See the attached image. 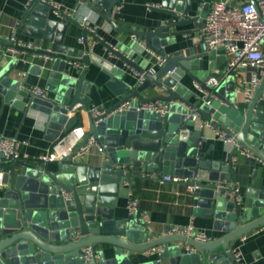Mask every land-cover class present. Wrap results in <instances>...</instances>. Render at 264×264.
<instances>
[{"label": "water", "instance_id": "95a60500", "mask_svg": "<svg viewBox=\"0 0 264 264\" xmlns=\"http://www.w3.org/2000/svg\"><path fill=\"white\" fill-rule=\"evenodd\" d=\"M121 1L80 0L70 15L61 19L54 15L50 0L31 1L20 35L40 41L44 47L39 52L52 57L47 66L38 59L30 67V73L46 77L51 92L48 97L31 91L29 74H10L18 61L6 53L13 42L0 36L2 106L45 114L48 140L56 141L82 123V111L75 110L77 104L86 111L91 108L94 82L86 76L92 65L108 76L106 86L118 98L106 108L108 116L100 122L88 114V135L98 144L97 161L68 156L55 165L24 158L0 162V167L4 162L9 164L0 186V264H164L166 258L168 264H236L232 243L264 226V166L261 181L248 188L241 203L218 192L214 182L234 180L236 166L229 159L208 156L213 145L203 150L208 141L206 129H197L193 117L194 110L198 111L204 122L235 136L240 151L252 152L256 164L253 177L257 179L264 161V74L254 97L246 102L239 100L242 90L234 74L218 86L209 82L216 76L214 69L226 60L224 49L196 53L184 46L167 52V46L176 43L178 36L202 29L213 0H162L157 9L162 18L149 28L116 19L114 7ZM82 3L89 4L102 17L97 33L108 21L119 32L143 38L145 45L165 61L151 72L121 54L127 64L145 73L144 81L138 82L126 68L107 60L104 66V57L93 51L88 36L103 44L104 41L87 28L83 27V47L68 45L66 37L72 26L80 25L76 15ZM189 24L194 27L174 29ZM207 55L218 62L211 61L206 67ZM75 62L84 67L77 68ZM186 75L202 92L182 82ZM158 100L174 101L167 115L137 107ZM127 102L131 108L115 111ZM72 111L75 112L70 116ZM147 173L176 175L199 184L191 193L194 214L214 218L216 227L226 234L201 242L170 234L168 227L164 235L157 236L139 214L116 216L119 198L134 192L132 179ZM101 244L106 247L100 248ZM160 244L166 245L165 251L145 259L143 253ZM187 244L197 250L191 251ZM88 245L101 254L99 262L86 261L83 248Z\"/></svg>", "mask_w": 264, "mask_h": 264}, {"label": "crops", "instance_id": "0c3cea01", "mask_svg": "<svg viewBox=\"0 0 264 264\" xmlns=\"http://www.w3.org/2000/svg\"><path fill=\"white\" fill-rule=\"evenodd\" d=\"M54 1L63 4L64 8L67 10H71L78 2H80L79 0ZM214 1L215 0H213L212 3ZM231 1H235L236 4H240L248 0H228L229 3ZM29 2L30 0H0V36L2 38H7L15 27L22 24V19L29 6ZM161 2L162 0H122L121 3L123 6L121 11L115 12L114 15L116 19L125 22L144 24L149 28V26L152 24L155 25L158 23L159 19L162 18V14L157 11ZM100 9L104 11L106 8L101 5ZM54 15L57 18H63L57 14ZM77 16H88L89 20L87 24L95 27L96 29L102 20L100 14L94 11L87 3H82ZM121 25L131 28V26L127 23H122ZM193 27V24H189L186 26H178L174 29L180 30ZM83 29L84 28L81 25H73L70 35L66 37V43L68 45L83 47L84 42L80 41V38L85 36ZM92 33L97 34L104 41L103 44L102 42L96 40V38L92 35L89 34L88 36L93 51L104 57V66L108 65L106 60L115 63L119 67L126 68L129 71V75L137 79V76L135 77L134 75V71L121 57L122 54L136 62V64L140 67L146 69L151 67L152 62L154 61L153 50L149 49L147 46H142L133 38V34L115 30V28L108 21L104 22L103 27L98 33L96 31ZM199 36L200 30L194 31L191 34L178 36L176 43L167 46V52L173 53L184 46H188L191 52L202 53L203 51L199 43H196L199 40ZM23 37L29 38L24 34ZM139 38L144 40L141 37ZM109 46L113 47V49H110ZM218 56H221V54ZM205 59L206 67L209 66L211 61H213L214 64L218 62L217 58L211 60L208 55L205 56ZM8 60L9 58L5 59V62H3L2 65L6 64ZM36 61L38 62V60L33 57L21 60L15 67H13L10 74H14L19 77H24L29 74L32 86H41L49 90L47 87L46 77L30 73V67L35 64ZM225 63L226 60L222 63L221 67L224 66ZM45 65L47 66V63ZM257 71L258 70L256 68L251 66H240L232 72V74L236 77L237 84L242 90L239 100H244L243 90L246 83L252 79L253 75ZM86 78L94 82L92 88L93 93L91 108L94 106L108 108L118 99L108 86H106L105 82L108 79V76L103 74L99 67L92 65ZM182 82H184L189 88L194 89L197 92H202L200 86L197 85V83H195V81L188 75L182 78ZM149 93L150 92H146L145 94L148 95ZM78 106H80V104L76 105V107ZM82 115V123L80 125H82L88 133V114L86 112H82ZM46 122L47 116L45 114L32 109L29 110L28 113H25L23 110L16 108L13 105H6L3 107L0 99V134L25 141V143L21 146L22 159H39L41 155L47 154L53 150V147L59 138L56 141H50L46 138ZM196 122L197 129L203 128L204 121L200 118V116ZM192 128L194 127H191V129ZM205 129L204 133L208 137V141L204 143L203 150H206L210 145H213V149L208 156L211 158H222L228 160L234 148L233 145L229 142L215 138L212 128L205 127ZM97 152L98 144L96 142L92 145L90 151L81 158L85 161H97L99 159L96 154ZM237 156L238 162L236 165V175L234 180L241 184L242 195L245 197L248 188L250 186L257 185L258 182L261 181L260 176L264 165L259 167V172L256 174L257 179H254V168L256 167V164L253 162V157L241 151L238 152ZM1 161L2 160H0V162ZM56 161L57 160L48 161L46 163L55 165ZM8 165V162H4L2 168L5 169ZM162 176H164V174L147 173L144 174L143 177H135L132 179L134 194L140 198V211L138 214L141 218H143L144 214L149 216L151 221L146 224L154 230L157 236L164 235L168 227L176 224L186 225L189 223H193L198 229L205 230L211 237V240H216L226 234V232L216 227L214 218L194 214L191 192L188 191L184 182L163 181ZM126 185H128V182H126ZM128 199L129 196L119 198V204L116 207V216L128 217ZM244 236H246L245 239L241 237L232 243L230 248L231 251L234 248H238L243 256L244 264H264V226L257 228ZM103 247H106V244L100 245V248ZM186 247L188 248V244ZM196 250L197 249H195V251ZM143 254L145 259L157 257L151 254L149 249ZM168 261L169 258H166L163 262L164 264H168Z\"/></svg>", "mask_w": 264, "mask_h": 264}, {"label": "built area", "instance_id": "2783aa9c", "mask_svg": "<svg viewBox=\"0 0 264 264\" xmlns=\"http://www.w3.org/2000/svg\"><path fill=\"white\" fill-rule=\"evenodd\" d=\"M32 0H30L29 4ZM45 1V0H42ZM80 1V0H79ZM122 2V1H121ZM118 3L114 7L115 12H120L122 3ZM50 4L53 6V11L58 16L65 17L70 15V10L64 8L63 4L50 0ZM76 18L81 26L87 28L90 32H95L96 28L87 24L89 17L83 16ZM22 24L15 27L11 34L7 37L13 43L7 48L8 57L17 59V61L25 60L29 55L35 59H40L42 63H45L52 59L51 56L39 52L44 46L34 39L24 38L21 36ZM133 38L137 40L142 46H146L144 40L140 39L138 35L133 34ZM85 36L80 38L81 42H84ZM199 43L203 52H211L212 50L224 49L226 55V63L224 66L214 69L215 77L210 79V83L214 86H218L223 80H226L232 72L242 67H254L258 71L253 75L252 79L246 83L243 90L244 101L250 102L255 95L257 88L261 84L262 75L264 74V0L246 1L240 4L231 6L228 1L215 0L210 7L206 22L200 30ZM151 67L148 69L151 72H155L164 61L165 57L156 54L154 51ZM77 68H83L84 65L75 62ZM134 71V75L138 82H143L145 79V73L130 66ZM261 70V71H260ZM198 85V84H197ZM31 91L37 95L48 97L49 91L45 87L32 86ZM261 100L264 102V91L261 95ZM174 101L166 102L162 100L140 103L137 107L139 109L154 110L160 113L162 116L167 115L170 112V108ZM130 103H124L115 111H122L131 108ZM75 110H81L90 115V117L97 123L108 116L106 108L102 106H94L89 110H85L82 106H78ZM72 111L71 114H74ZM200 114L194 110L193 117L195 120L199 118ZM203 127L212 128L215 138L229 142L233 145V150L229 158V163L234 166L238 162V144L235 136H230L228 131L212 125L209 121L203 123ZM25 141H21L15 137H9L4 134H0V160L8 161L10 159L22 158L21 146ZM96 143L93 136H89L86 129L82 125H78L70 132L62 135L55 143L53 150L47 154H43L39 157L44 162L60 160L64 157L72 156V158L84 157L91 149L92 145ZM235 150H237L235 152ZM251 157L253 153L250 151H241ZM264 165V161H262ZM120 166V165H117ZM5 170L0 167V186L3 183ZM163 181L184 182L188 191L191 193L200 187L199 184L191 183L188 178L176 176V175H164ZM215 189L218 192H223L224 196L229 197L230 200L241 203L243 200L242 186L236 181H216L214 182ZM68 196V194H67ZM128 216L133 217L140 211V198L130 192L128 204H127ZM144 221L150 222V218L147 214L143 215ZM170 234H179L187 237H192L201 242L211 241L209 234L202 229H198L193 223L186 225H173L169 228ZM81 237L80 233L76 234V238ZM243 239L246 236L242 237ZM166 249L165 244H160L149 249V252L155 256L161 255ZM188 249L195 251V247L188 245ZM85 252L86 261L89 263H96L101 260V254L95 250L92 245L85 246L83 248ZM233 254L236 257V264H244L243 256L238 248H234Z\"/></svg>", "mask_w": 264, "mask_h": 264}]
</instances>
